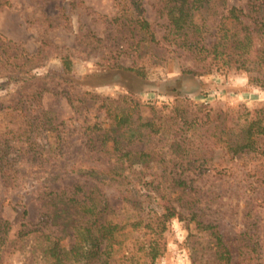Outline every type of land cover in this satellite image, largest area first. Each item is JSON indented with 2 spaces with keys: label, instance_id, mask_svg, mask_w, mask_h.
Masks as SVG:
<instances>
[{
  "label": "rangeland",
  "instance_id": "obj_1",
  "mask_svg": "<svg viewBox=\"0 0 264 264\" xmlns=\"http://www.w3.org/2000/svg\"><path fill=\"white\" fill-rule=\"evenodd\" d=\"M153 1L146 0V15L162 37L167 28L164 19L157 17ZM245 2L227 0L228 5ZM116 13L114 0H0V36L12 57L6 65L0 63V135L8 131L7 125L15 129L23 123L21 106L44 126H53V130L30 132L45 134L48 145H54L40 146L37 151L53 159L49 164L18 163L14 182L4 181L0 175V217L11 223L9 238L15 239H9L0 251V264H48L40 258L39 241H22L17 236L21 233V213L27 209L26 227H33L40 220V193L80 180L62 171L65 164L81 158L114 160L121 151L115 150L113 140L107 150L98 151L88 146V137L93 131L96 135L108 129L111 132L121 117L126 118L130 131L120 138L121 144L128 145L130 140V147L148 154L133 169L148 177L177 172L192 179L195 187L213 197L209 204H203V218L222 232L232 253L230 264H264V152L234 160L224 142L214 143L217 137L213 133L220 132L222 121L228 128H236L245 122L240 115L264 111V89L249 83L245 71L234 68L201 75L183 73V68L199 70L202 65L175 45L172 36L157 47L142 50L138 60L146 67L145 78L110 69L108 64L116 61L125 66L132 62L118 50L123 33L111 22ZM49 45L62 46L71 54L69 74L62 72ZM22 50L32 56L22 55L21 59ZM26 59L29 62L22 64ZM31 74L35 77L27 80ZM60 76L74 80L73 103ZM261 141L263 144L264 138ZM33 151L21 156L26 158ZM104 190L114 208L123 206L112 188ZM248 204L255 206L259 222L252 237V244L256 243L253 251L248 247L240 250L239 243ZM149 235L134 233L140 238ZM214 250L207 232L194 222L174 218L167 222L161 242L148 244L149 256L139 264H211Z\"/></svg>",
  "mask_w": 264,
  "mask_h": 264
},
{
  "label": "trees",
  "instance_id": "obj_2",
  "mask_svg": "<svg viewBox=\"0 0 264 264\" xmlns=\"http://www.w3.org/2000/svg\"><path fill=\"white\" fill-rule=\"evenodd\" d=\"M114 2L117 13L111 22L117 31L123 33L121 40L124 44L119 43L118 46L122 47H118V50L129 55L132 62L125 66L116 61L108 64L110 69L128 71L145 78L146 67L138 60L142 50L157 47L163 39L172 36L175 45L183 47L195 63L202 65L199 70L183 68V73L201 75L213 70L234 68L245 71L249 83L264 89V0H246L244 5H228L227 0H154L152 5L157 17L164 19L163 24L167 28L162 37H158L156 27L147 18L146 0ZM92 37L96 39L93 34ZM49 47L52 55L59 59L62 72L69 74L72 70L71 54L59 45ZM22 55L32 56L24 50L21 51V59L25 57ZM10 58L0 36V63L6 65ZM28 62L26 59L22 64ZM33 76L31 74L27 80ZM60 77L66 85L64 92L73 103L71 92L75 89L74 80ZM19 110L24 115L23 123L15 129L7 125L8 131L0 135V175L4 181L16 180L18 163L24 160L38 166L53 160L37 153L40 146L47 147L48 137L30 132L41 133L39 128L53 130V126H44L41 120L25 114L21 106ZM260 112L251 116L247 111L245 116L240 115L245 122L236 128H228L223 121L220 122V132H213L217 137L214 143L224 142L234 160L263 153L264 116L261 114L264 111ZM148 122L150 125L151 119ZM187 122L185 120L184 123ZM125 124L126 118L121 117L111 132L110 129L97 135L91 132L88 146L104 151L108 149L109 141L113 140L115 150L121 152L114 160L81 158L65 164L62 171L68 175L75 174L80 180L42 191L40 220L27 228L29 222L25 219L28 211L24 208L21 233H17V236L22 241H39L40 258L48 264H139L143 257L149 256L148 244H159L167 222L178 218L194 222L199 230L207 232L208 240L214 242L215 247L211 264H230L232 253L222 232L212 221L203 218V204H209L213 197L195 187L192 179L182 177L177 172H164L154 177L136 172L134 164L146 159L144 156L148 154L130 147V140L128 145L121 144L120 138L130 132ZM8 133L14 136L9 137ZM53 146L48 145V148ZM26 151H33V154L23 158L21 153ZM106 186L112 188L121 200L123 206L119 209L111 205L104 190ZM180 208L186 209L187 213ZM254 210L255 206H246L240 250L242 247L256 250L252 237L259 229V222ZM10 228L11 223L0 217V251L7 246L9 239L10 242L15 240L9 238ZM138 231L145 236L150 235L147 238L135 237L134 233ZM247 238L251 241L247 242Z\"/></svg>",
  "mask_w": 264,
  "mask_h": 264
}]
</instances>
